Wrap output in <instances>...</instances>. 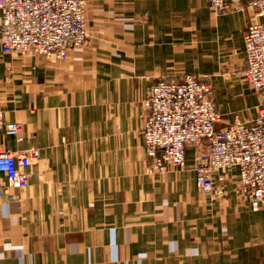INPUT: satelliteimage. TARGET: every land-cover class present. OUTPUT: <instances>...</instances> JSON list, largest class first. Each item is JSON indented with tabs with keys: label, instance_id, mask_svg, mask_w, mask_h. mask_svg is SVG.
<instances>
[{
	"label": "crops",
	"instance_id": "obj_1",
	"mask_svg": "<svg viewBox=\"0 0 264 264\" xmlns=\"http://www.w3.org/2000/svg\"><path fill=\"white\" fill-rule=\"evenodd\" d=\"M87 16L88 42L65 60L0 55V110L26 132L0 141L41 149L21 198L0 197V264H264V211L238 168L211 197L194 145L185 168L151 172L143 138L150 86L186 73L213 82L218 128L252 121L245 34L264 17L249 0L223 14L209 0H88Z\"/></svg>",
	"mask_w": 264,
	"mask_h": 264
},
{
	"label": "built area",
	"instance_id": "obj_2",
	"mask_svg": "<svg viewBox=\"0 0 264 264\" xmlns=\"http://www.w3.org/2000/svg\"><path fill=\"white\" fill-rule=\"evenodd\" d=\"M209 1L218 14L231 11V0ZM249 5L257 17H264V0H249ZM87 11L88 0H0V55L34 53L67 59L72 48L88 42ZM244 52V75L262 99L252 121L236 120L218 128L221 114L211 79L186 73L180 79L160 78L150 86L143 138L151 171L185 168L187 147L194 145L202 193L222 195L226 173L235 167L238 192L253 209L264 211V21L249 23ZM0 130L19 141L26 138L24 123L7 120L1 110ZM40 156L38 147L12 150L0 141V172L7 178L0 185V197L21 198L32 177L29 167Z\"/></svg>",
	"mask_w": 264,
	"mask_h": 264
},
{
	"label": "rangeland",
	"instance_id": "obj_3",
	"mask_svg": "<svg viewBox=\"0 0 264 264\" xmlns=\"http://www.w3.org/2000/svg\"><path fill=\"white\" fill-rule=\"evenodd\" d=\"M28 54V53H27ZM213 83V82H212ZM214 86V85H213ZM254 88V87H253ZM255 91H256V89H254ZM257 93H259L258 91H256ZM214 95H215V88H214ZM259 95H260V93H259ZM216 100V99H215ZM217 103V102H216ZM219 111V110H218ZM220 113V112H219ZM238 120H241V119H238ZM225 127V126H224ZM25 134H26V132H25ZM148 169H149V165H148ZM149 171H151L150 169H149ZM151 172H154V171H151ZM225 187V186H224ZM241 194V193H240ZM242 195V194H241ZM245 197V196H244Z\"/></svg>",
	"mask_w": 264,
	"mask_h": 264
}]
</instances>
